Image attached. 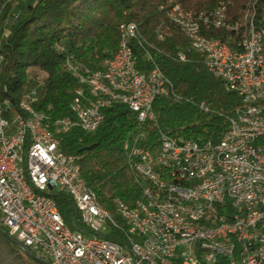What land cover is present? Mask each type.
Here are the masks:
<instances>
[{
	"label": "built area",
	"instance_id": "2783aa9c",
	"mask_svg": "<svg viewBox=\"0 0 264 264\" xmlns=\"http://www.w3.org/2000/svg\"><path fill=\"white\" fill-rule=\"evenodd\" d=\"M120 27L127 44L116 48L103 65L115 67L116 75H102V82H95L89 75L73 73L69 61L63 64L80 85V95H74L70 104L78 125L65 117L52 119L50 106H43L42 82L29 76L24 88L34 98L32 112L47 115L51 129L63 138L74 127L95 131L104 121V109L115 104L136 113L137 126L126 139L135 140L136 151H127L126 140L122 148L141 187L137 201L142 213L133 208L125 213L139 222L133 231L146 236V252L131 247L129 239L118 242L101 236L116 227L115 219L106 218L73 175L77 155L56 150L41 137L38 124L28 122L27 128H20L26 117L11 96L0 98L2 224L44 264H264V231H256V224L264 222V90H252L254 80L264 79V49L243 51V58H236L218 47L205 50L201 42L189 45V51L203 56L207 70L221 79L225 90L227 85L238 87V94L254 101V109L238 107L216 142L181 140L164 133L153 140L147 134L156 120L152 104L157 97L172 94H163L152 67L136 54L130 27L125 23ZM178 58L184 61L185 54L179 52ZM119 86H126V93H119ZM103 91H113V98H103ZM81 102L90 103V110H82ZM23 176H30V184H23ZM168 178H181V185H168ZM54 193L72 198L89 232L68 227ZM233 206H249L248 230H217V226L204 230L201 217H209V223L210 217H228ZM178 210L188 211V219L179 220ZM152 213H159V223H152ZM191 218H200V225H191Z\"/></svg>",
	"mask_w": 264,
	"mask_h": 264
},
{
	"label": "trees",
	"instance_id": "16d2710c",
	"mask_svg": "<svg viewBox=\"0 0 264 264\" xmlns=\"http://www.w3.org/2000/svg\"><path fill=\"white\" fill-rule=\"evenodd\" d=\"M173 3L192 13L224 3L231 22L240 21L248 11L264 29V0H0V98H18L30 70L40 68L47 75L43 106H50L47 111L53 118L71 117L70 104L79 84L64 70V62L70 59L91 70L102 68L117 48L119 24L132 22L141 43L134 44L136 54L147 68L158 67L172 84V95L157 97L152 104L156 120L148 136L156 140L164 133L181 140L219 141L242 102L207 70L202 55L188 50V38L167 15ZM204 28L211 37L229 34L221 28ZM179 52L185 54L184 61ZM104 116L93 132L74 127L64 134L62 150L80 156L86 185L116 222L101 236L119 242L126 238V226L114 201L132 206L141 192L122 148L137 126V115L124 104H115L104 109ZM53 197L70 229L89 232L69 195ZM2 231L8 229L0 214V264H44Z\"/></svg>",
	"mask_w": 264,
	"mask_h": 264
},
{
	"label": "bare ground",
	"instance_id": "6f19581e",
	"mask_svg": "<svg viewBox=\"0 0 264 264\" xmlns=\"http://www.w3.org/2000/svg\"><path fill=\"white\" fill-rule=\"evenodd\" d=\"M168 18L179 26L181 31L189 40V45L200 44L205 50H213L218 47L219 49L226 50L229 55H236V58H243V51H253L254 49H264V29L259 27L254 16L250 12H246L240 21L231 22L227 19V8L224 3L219 4L211 11L200 12H188L182 8L179 3H173L168 9ZM131 29V35L134 42L141 44L138 38L137 27L134 23H125ZM206 27H214L225 29L229 34L225 38L211 37L205 34ZM238 33L236 34V30ZM119 41L117 48H123L127 44V36L125 32L118 26ZM242 48V51L238 49ZM150 58V55L146 54V59ZM69 64L73 67V73L80 75L81 77L91 76L95 82H102V75L104 77H111L116 75L115 67H102L99 69H88L74 63L70 59ZM153 73L156 75L160 84H163V94H169L172 89V84L167 76L156 66L152 67ZM30 78L42 82L43 87L46 84V73L40 71L37 68L30 70ZM252 90L262 91L264 90V79L254 80L252 83ZM227 91L234 92L239 96L244 109H254V101L249 100L245 94H238V87L234 85H227ZM119 93H126V86H119ZM75 95H80V85L75 89ZM1 98H8L3 96ZM15 99V103L20 104L22 107V116L20 128H27L28 122L30 124H38L41 126V137L52 142L53 147L56 150H62L63 136L59 131L51 129V123H49L47 115H36L32 112L31 108H34V98L30 95H26L23 91L18 98L12 96ZM103 98H113V91H103ZM82 110H90V103L81 102ZM73 115L71 117H65L71 125H78V118L75 111L71 110ZM236 113V110L235 112ZM52 119H60L53 118ZM0 120H3V112L0 110ZM70 131V130H69ZM126 149L128 152L136 151L135 140H126ZM77 155V154H70ZM80 156L77 155V161H72L73 175H77V179L81 181V185L87 190L96 206L102 208L106 213V218L114 219L111 211L100 204L95 192L91 190L85 183L80 172ZM23 184H30V176H23ZM168 185L178 186L181 185V178H168ZM115 209L117 215L121 218L126 226V239H129L131 247H139V252H146V236H139L138 232L133 230L139 229V222L132 217V214L125 213V209H132L134 213H142V206L138 204L136 200L132 206L127 205L119 200H115ZM249 213V206H233L228 211V217H201V224H204V230H233L241 229L248 230V221L246 219ZM179 220L188 219V211L178 210ZM152 223H159V213H152ZM116 225V222H115ZM191 225H200V218H191ZM256 231H264V222L256 224ZM25 252V249L21 247Z\"/></svg>",
	"mask_w": 264,
	"mask_h": 264
},
{
	"label": "water",
	"instance_id": "95a60500",
	"mask_svg": "<svg viewBox=\"0 0 264 264\" xmlns=\"http://www.w3.org/2000/svg\"><path fill=\"white\" fill-rule=\"evenodd\" d=\"M2 233L11 241H13L14 243H16L17 245H19L20 247L22 246V244L16 240L14 237H12L8 232H3ZM25 253L31 257H34L36 260H38L28 249H25Z\"/></svg>",
	"mask_w": 264,
	"mask_h": 264
},
{
	"label": "rangeland",
	"instance_id": "374dc122",
	"mask_svg": "<svg viewBox=\"0 0 264 264\" xmlns=\"http://www.w3.org/2000/svg\"><path fill=\"white\" fill-rule=\"evenodd\" d=\"M137 32H138V35H139V31H138V29H137Z\"/></svg>",
	"mask_w": 264,
	"mask_h": 264
}]
</instances>
